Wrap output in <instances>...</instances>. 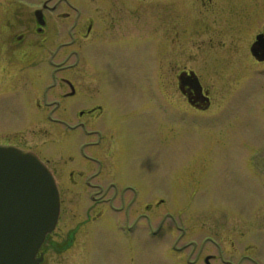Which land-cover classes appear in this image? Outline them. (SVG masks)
<instances>
[{
    "label": "flooded vegetation",
    "instance_id": "af4514ba",
    "mask_svg": "<svg viewBox=\"0 0 264 264\" xmlns=\"http://www.w3.org/2000/svg\"><path fill=\"white\" fill-rule=\"evenodd\" d=\"M238 1L242 8L235 10V0H0V117H6L3 110L10 100L17 105L16 115L21 119L37 121L42 118L43 108L48 107L45 118L62 121L55 116L54 107L61 100L76 96L78 86L91 89L89 84L94 83L97 98H89L76 109L77 116L87 117L88 123L79 121L70 128L81 127L87 136H97V140L84 143L83 151L88 152V160L105 163L98 171H88L92 173L85 177L86 185L96 190L88 195L92 207L112 201L105 199V184L123 185L120 195L112 196L125 201V192H132L136 183V179L121 174L122 166H126L120 158L121 148L128 146L130 140L120 123L124 109L108 97L107 86L116 82L103 80L102 74L114 71L131 76L132 80L121 84L145 90L148 108H152L153 94L158 90L167 102L165 107L159 105L172 127L177 126L176 122L180 126L188 114L212 111L209 115L215 116L218 101L225 100L213 97L217 83L227 89L240 79L245 80L247 74L256 70V64H264V59L251 53L256 36L261 34L264 38V0L259 6L261 13L251 20L245 13L249 2ZM78 22L82 23L85 81L76 83L63 78L57 91L53 78L59 70L71 66L65 64L66 60H56L58 36L73 30ZM253 22H259L260 27L250 35ZM59 23L63 24L60 31ZM208 49L215 52L209 55ZM239 51L247 59L242 65L233 64L231 57ZM259 54L263 55L262 51ZM42 64L52 73V82L44 89ZM154 98L159 100L158 96ZM170 107L174 114L169 116ZM100 117L103 121L97 124ZM103 134L108 137L107 145L100 142ZM25 141L17 132L10 135L0 127L1 144L33 150L26 147ZM259 153L264 157V151ZM203 167L211 170L210 162ZM254 172L252 186L256 192L245 195V205L211 198L208 204L180 211L178 223L166 229L173 247L170 256H179L177 264H264V161ZM75 174L84 176L82 171L74 170L68 176L74 180ZM53 176L56 184L62 179L56 171ZM205 184L209 185L205 189L211 187L214 191L217 179L201 185ZM137 195L131 194L133 199ZM59 197L57 224L62 217L60 191ZM159 202L162 203L161 198ZM152 208L149 206L148 210ZM167 216L165 213L158 227H162ZM61 246L68 248L71 243ZM37 255L42 257L39 264H44L43 252Z\"/></svg>",
    "mask_w": 264,
    "mask_h": 264
},
{
    "label": "rangeland",
    "instance_id": "374dc122",
    "mask_svg": "<svg viewBox=\"0 0 264 264\" xmlns=\"http://www.w3.org/2000/svg\"><path fill=\"white\" fill-rule=\"evenodd\" d=\"M245 2H249L245 13L250 20L261 13L259 6L262 0ZM241 4L235 0L234 9L237 10ZM62 27L63 24L59 23L58 30ZM259 27V22L251 23L250 35H254ZM80 33L82 23L78 22L73 30L58 36L56 60H66L65 64L71 66L59 70L53 78L57 91L63 78L76 83L85 81L82 74L84 47ZM213 52L215 50L208 49L207 54L212 55ZM242 56L241 51L234 53L231 56L233 64L246 62ZM98 61L100 63L101 59L96 57ZM260 65L256 64V70L247 74L245 80L240 79L238 84L234 83L227 89L220 88V83H217L212 90L213 97L225 100L218 101L215 116L209 115L213 114L212 111L188 114L184 121L180 120V126L176 122L174 127L164 118L167 115L161 106L165 107L167 102L158 90L154 91L152 108H148L145 90L121 84L132 80L131 76L104 72L103 80L116 82L107 86L108 97L124 109L120 123L130 140L128 146L121 148L120 158L126 162L121 174L136 179V183L132 192H125V201L112 196H119L123 185L108 187L105 184V199L112 201L95 207H92L88 196L95 189L86 185L85 177L103 168L105 163L88 160V152L83 151V145L97 140V136H87L81 127L76 130L70 128L79 121L88 123L87 117L77 116L76 109L84 106L89 98H97L94 83L89 84L91 89L78 86L76 96L61 100V104L54 107L55 116L62 121L45 118L48 107L43 108L42 118L35 119L37 121L21 119L16 115L19 111L17 105L9 103V100V106L3 110L6 117H0L2 130L10 135L15 131L25 138L26 147L33 149L52 173L56 171L62 177L57 183L63 198L62 217L40 247L39 251L45 257L44 264H177L179 256H170L173 247L166 229L178 223L180 211L208 204L211 198L218 201L230 199L231 203L245 205V195L253 196L256 192V187L252 186L256 177L254 169L264 161L259 153L264 151V64ZM41 70L44 89L52 82V73L44 64ZM155 96L159 97L158 101H155ZM172 114L170 107L169 116ZM96 121L97 124L102 123L103 117ZM100 142L107 145L108 137L103 134ZM209 162L211 170H205L204 163ZM71 170L82 171L84 176L75 174V179L71 180L68 176ZM215 178L217 186L214 191L211 187L205 189L209 185H201ZM132 193L138 195L133 199ZM132 199L133 204H130ZM149 206L153 207L152 210H148ZM165 213L169 215L168 219L158 227ZM67 242L71 243L70 247L61 246Z\"/></svg>",
    "mask_w": 264,
    "mask_h": 264
},
{
    "label": "water",
    "instance_id": "95a60500",
    "mask_svg": "<svg viewBox=\"0 0 264 264\" xmlns=\"http://www.w3.org/2000/svg\"><path fill=\"white\" fill-rule=\"evenodd\" d=\"M261 37L251 48L259 60L264 59ZM59 203L55 178L42 159L32 150L0 143V264L42 261L37 253L55 228Z\"/></svg>",
    "mask_w": 264,
    "mask_h": 264
}]
</instances>
